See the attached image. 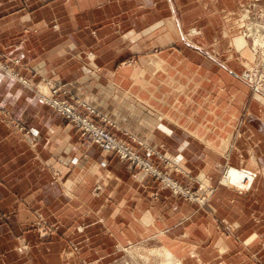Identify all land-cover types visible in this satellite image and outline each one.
Returning <instances> with one entry per match:
<instances>
[{
	"label": "crops",
	"instance_id": "0c3cea01",
	"mask_svg": "<svg viewBox=\"0 0 264 264\" xmlns=\"http://www.w3.org/2000/svg\"><path fill=\"white\" fill-rule=\"evenodd\" d=\"M240 1L0 0L2 64L63 84L180 184L216 186L205 206L173 193L0 68V264H119L145 241L182 264H245L261 247L264 127L242 114L264 93L220 57L221 10ZM228 163L255 172L250 190L219 183Z\"/></svg>",
	"mask_w": 264,
	"mask_h": 264
},
{
	"label": "rangeland",
	"instance_id": "374dc122",
	"mask_svg": "<svg viewBox=\"0 0 264 264\" xmlns=\"http://www.w3.org/2000/svg\"><path fill=\"white\" fill-rule=\"evenodd\" d=\"M221 12H222L221 17H222V22H223V25H222L223 29H221L219 37L222 39L225 38L226 41L229 42V45L227 48H224L223 52H221L220 54V57H227L230 59H235L239 62L240 75L242 76L244 81L250 85V88H247L248 95L250 97H254L253 92H257V91L259 95L260 94L262 95L264 93V42H263L264 41V0H241L240 2L236 3V5H234L233 7H230L227 5L224 6ZM244 13H246V16H243ZM249 23L251 24L254 23L255 24L254 27L263 25V28H259L260 32L254 34L248 28ZM198 32H199V29L192 27L190 28V31L188 33L196 34ZM239 35L245 39V42L242 44V46H239L238 43L236 42V38L239 37ZM257 35L259 37L258 42L259 41L261 42L260 39H262L261 43L254 42L255 41L254 38L256 39ZM211 40H214V42L217 41L218 34H212ZM0 68L8 70V72L15 75L18 80H20L23 84H25L30 89H32L43 101L41 97V93L48 92V87L45 85L42 78L32 81L31 79L26 78V76L16 74L13 71L12 67H9L6 64H2L1 62H0ZM71 97L73 100L80 99L78 97L73 96L72 94H71ZM250 104L252 105L251 109H249L251 111V114L249 113V110L247 109ZM260 104L261 105L263 104V106L261 107L262 109H264V94H263L262 99H260L259 97L258 99L255 98L254 102L248 103L247 106L243 108L242 120L251 121L252 119H254V120H257L258 125L264 127V119L261 120L260 118L255 117L257 115L262 116V111L259 110V112L257 113L258 109L253 107V105H257L259 107ZM0 115L7 116L5 118H10L7 112H3V113L0 112ZM107 121L111 122V120L108 117H107ZM244 127L245 125L242 126L243 131L245 133ZM238 131L239 130L237 129V132ZM254 135H256L253 138L254 141L259 142L260 140H263L261 135H258L255 133ZM243 153L246 154L245 152ZM225 169H226V166L223 167L222 169L221 175L219 177V183L224 174ZM160 170H162L164 174L171 176L167 172V170L165 169H160ZM262 172L264 175V169L262 170ZM183 186L188 189H192L188 187L187 185H183ZM201 187L202 188L200 189H193V190H198V192H201V193L207 192L208 193L207 198L209 200L216 186L212 184L211 185L204 184ZM93 191H94V188H93ZM93 193L99 194L95 192ZM208 200L206 204L208 203ZM217 228L219 229V231L221 230V232L223 233L230 234L232 232V228L228 224L220 223L217 225ZM247 241L248 240H245L243 243H247ZM21 246L23 248H26L25 244ZM24 250L20 252H24ZM133 250L135 251L134 252L135 255L127 256L126 259L125 258L124 259L121 258L122 260L119 259L120 261L119 264H165L166 259L162 255V253L159 251L161 250V247L154 244V242L145 241ZM243 253L246 256V258H243L245 264H264V240L261 243V247L258 250H255L253 252L249 249L247 250L246 248H244ZM231 261H233V258L231 259Z\"/></svg>",
	"mask_w": 264,
	"mask_h": 264
},
{
	"label": "built area",
	"instance_id": "2783aa9c",
	"mask_svg": "<svg viewBox=\"0 0 264 264\" xmlns=\"http://www.w3.org/2000/svg\"><path fill=\"white\" fill-rule=\"evenodd\" d=\"M14 61H18V59ZM42 80L48 87V92L41 93L43 101L72 123L82 134L87 135L103 149L115 152L131 165L150 172L163 185L168 186L173 193L182 194L185 198L205 206L208 200L207 192L201 193L198 190L188 189L173 177L164 174L162 170L139 154L126 141L112 134L103 123L107 121V117L93 105L81 99L69 100L65 94L70 93V91L63 84L47 78H42ZM80 107H83L85 111L82 112ZM91 115H95L97 118H92ZM100 191L101 187L96 185L94 192L99 193Z\"/></svg>",
	"mask_w": 264,
	"mask_h": 264
},
{
	"label": "bare ground",
	"instance_id": "6f19581e",
	"mask_svg": "<svg viewBox=\"0 0 264 264\" xmlns=\"http://www.w3.org/2000/svg\"><path fill=\"white\" fill-rule=\"evenodd\" d=\"M243 16H246V13H244ZM254 26H255L254 23L253 24L249 23L248 25L249 30L254 34L260 32L259 28H263V25H260L258 27H254ZM254 40H255L254 42H258L259 40L258 35L256 39L254 38ZM260 40L262 42V39ZM236 42L238 43L239 46H242V44L245 42V39L239 35V37L236 38ZM261 42L259 41L258 43ZM225 166L226 169L224 170V174L220 180L221 184L234 188L238 192H242V193L250 190L255 179V172L253 170L245 169L243 167L235 166L232 164H226ZM24 249L25 248L20 246L18 248V251H23ZM159 251L166 259L165 264H182L179 261V259L173 257L172 253L169 250L165 248H161V250Z\"/></svg>",
	"mask_w": 264,
	"mask_h": 264
}]
</instances>
